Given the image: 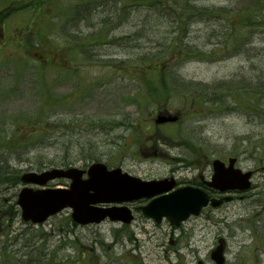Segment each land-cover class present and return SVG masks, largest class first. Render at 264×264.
Wrapping results in <instances>:
<instances>
[{"label": "rangeland", "instance_id": "rangeland-1", "mask_svg": "<svg viewBox=\"0 0 264 264\" xmlns=\"http://www.w3.org/2000/svg\"><path fill=\"white\" fill-rule=\"evenodd\" d=\"M104 1L0 0V166L13 172L0 186L8 211L0 210V264L20 256L25 264H215L220 239L226 264H264V0H190L178 25L150 0L98 9ZM104 21L113 24L100 28ZM175 30L186 33L177 68L167 55ZM158 61H170L181 83L151 99L165 77L148 69ZM168 112L178 124L157 126ZM90 154L179 185L210 180L214 159L236 157L237 168L253 172L252 187L178 228L143 217L136 208L145 201L134 203L131 225L84 227L71 210L27 224L3 201L23 187L22 174L57 167H42L56 158L78 157L73 166L83 168Z\"/></svg>", "mask_w": 264, "mask_h": 264}, {"label": "water", "instance_id": "water-1", "mask_svg": "<svg viewBox=\"0 0 264 264\" xmlns=\"http://www.w3.org/2000/svg\"><path fill=\"white\" fill-rule=\"evenodd\" d=\"M176 119L159 116L156 122L162 124ZM235 162V159L230 160V166L226 168L221 161H214L215 174L210 185L221 192L249 189L252 173L243 174L235 169ZM85 173L88 175L86 180L83 179ZM61 178L71 180L68 189L34 191L24 188L19 193L18 204L22 209L24 221L41 224L49 217L71 208L72 219L80 225L99 224L107 218L129 224L133 217L127 207L99 208L96 205L121 204L142 198H154L147 206L141 208L143 215L157 223L166 218L171 225L179 226L192 215L199 216L209 202L207 194L191 187L168 193L175 186L174 179L142 181L123 174L121 169L109 171L102 163L93 164L87 172L70 168L53 169L42 174L29 173L23 176L22 181L24 184L45 186L49 181ZM222 202L212 200V205L217 207ZM212 259L217 264H224L222 244L212 253Z\"/></svg>", "mask_w": 264, "mask_h": 264}, {"label": "trees", "instance_id": "trees-1", "mask_svg": "<svg viewBox=\"0 0 264 264\" xmlns=\"http://www.w3.org/2000/svg\"><path fill=\"white\" fill-rule=\"evenodd\" d=\"M113 1L114 0H106V2L104 1L103 4H100L98 9H100L102 7H106L108 5V3L113 2ZM189 2H190V0L175 1V3L173 4L175 7L173 9L171 6L168 5L169 0H150L149 6L152 8H155V10L159 14V16H161L162 18L170 19V20H172V23H176L178 25L179 22L183 19L182 18L184 15L183 9L187 10V8L190 7ZM115 3L117 5L119 3V0H116ZM82 8H83V6H77V7H75L74 12H76L79 15L82 11ZM115 8L116 7H113L110 9L114 10ZM103 11H105V13H106V11H108V9L103 10ZM167 12L169 14H167ZM105 13H102V14H105ZM118 15H121V11L118 12ZM114 20H117V18L115 17ZM184 20L187 21L186 18H184ZM107 23H113V22L104 21V23L100 24L101 25L100 28L107 25ZM185 24L187 25V23H185ZM176 28L177 27H175V29ZM57 30H58V32L60 31L61 34L66 35L69 29L66 26H60ZM173 33H177V31L175 30V31H173ZM185 34H186L185 32L184 33H177L176 36L170 40L168 47H167V55L170 56L173 60H177V64L175 65L176 68L180 65V63H182V60H183V57H182L183 52L182 51L185 48V46L183 45V38H184ZM90 36L92 38H95V41H96V37L100 36V35H99V33H97V34L90 35ZM143 59L146 60V59H151V58L148 57V55H144ZM169 62L170 61H167V62L160 61L158 67L151 66L148 68L152 71L157 70L159 73L164 71V73H165V77L160 78L158 80V82H156L157 85L155 86V91H153L151 99H154V98L158 99V97L160 98V96H161V98L164 96L167 97L168 94H171V91L168 88H167V90L164 91L163 87L171 84L176 88L181 83L179 81L180 79L176 75V73L174 71L171 73V71L169 69V66H170ZM188 85H190V84H186V86H188ZM78 160H79L78 157L71 159L70 161L69 160L57 161V158H56L54 161H49L46 165H43L42 167L44 168V167H48L50 165L51 166H60V167H69L70 165H74L76 162H78ZM94 161H100V159L97 155L90 154L87 158L86 157L84 158L85 164H88V162H94ZM41 168H39V169H41ZM5 174H6L5 172L0 171V176H4ZM0 179H2V178L0 177ZM35 249H36L35 251H38V247H36ZM12 254H15V253H12ZM47 255L48 254H46V256H45L46 259H47ZM47 260L49 261V259H47ZM8 262H9V264H25L22 256H20L19 259L15 258V257L12 259V257H9ZM36 262H37V264H49V262H47V261L46 262L45 261L40 262V259L36 260ZM4 264H6V263H4Z\"/></svg>", "mask_w": 264, "mask_h": 264}, {"label": "flooded vegetation", "instance_id": "flooded-vegetation-1", "mask_svg": "<svg viewBox=\"0 0 264 264\" xmlns=\"http://www.w3.org/2000/svg\"><path fill=\"white\" fill-rule=\"evenodd\" d=\"M205 183H206V181L202 179V182H201L200 184H202V185H205ZM193 185H196V184H193ZM203 189H204V190H207V191H209V190H210V195H211V197H214V196H213V195H214V193H215V191H214V190H212V189H209V188H208V189H209V190H208V189H207V188H205V187H203Z\"/></svg>", "mask_w": 264, "mask_h": 264}]
</instances>
